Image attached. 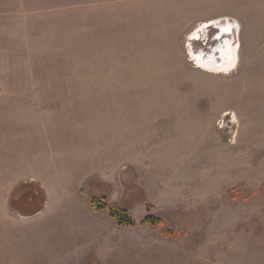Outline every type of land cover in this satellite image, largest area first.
<instances>
[{
    "label": "rangeland",
    "instance_id": "374dc122",
    "mask_svg": "<svg viewBox=\"0 0 264 264\" xmlns=\"http://www.w3.org/2000/svg\"><path fill=\"white\" fill-rule=\"evenodd\" d=\"M0 264H264V0H0Z\"/></svg>",
    "mask_w": 264,
    "mask_h": 264
},
{
    "label": "trees",
    "instance_id": "16d2710c",
    "mask_svg": "<svg viewBox=\"0 0 264 264\" xmlns=\"http://www.w3.org/2000/svg\"><path fill=\"white\" fill-rule=\"evenodd\" d=\"M91 207L94 211H100L107 207L105 200H100L98 198H94L91 201ZM110 213L112 218H114L119 226L129 227L134 226L136 223L135 221L129 216L127 210L119 206L118 204H112L110 206ZM163 219L159 217H155L153 215H149L145 217L141 222V226L146 225H163ZM170 232V231H169Z\"/></svg>",
    "mask_w": 264,
    "mask_h": 264
},
{
    "label": "bare ground",
    "instance_id": "6f19581e",
    "mask_svg": "<svg viewBox=\"0 0 264 264\" xmlns=\"http://www.w3.org/2000/svg\"><path fill=\"white\" fill-rule=\"evenodd\" d=\"M228 33H230V32H228L227 29H224V31L222 33V36L225 35V34H228ZM219 38H221V37H218L217 39H219ZM223 47H225V46H223ZM217 48L218 49H216V50L214 49L213 52H212L216 56L219 55V50H220V47H217ZM219 57H220V61L219 60L217 61L215 59L211 60L205 55V57H203V58L201 57V62L205 65V67L207 66L209 69H212V70H222L223 71L224 68H226V70H227V68H231V66L233 65L232 61H230L229 59L221 58L222 56H219Z\"/></svg>",
    "mask_w": 264,
    "mask_h": 264
},
{
    "label": "crops",
    "instance_id": "0c3cea01",
    "mask_svg": "<svg viewBox=\"0 0 264 264\" xmlns=\"http://www.w3.org/2000/svg\"><path fill=\"white\" fill-rule=\"evenodd\" d=\"M233 66V65H232ZM231 66V67H232ZM222 68V67H221ZM58 179V178H57ZM40 182H42V184H43V186L45 187V193L47 194V196L49 197V194H48V191H47V187H46V185H45V183L43 182V181H41L40 179H38ZM84 183V182H83ZM60 189H59V191H63L64 189V184L62 183V181H60ZM67 187V185H65V188ZM60 196H64V194L63 193H60ZM43 213V212H42Z\"/></svg>",
    "mask_w": 264,
    "mask_h": 264
},
{
    "label": "water",
    "instance_id": "95a60500",
    "mask_svg": "<svg viewBox=\"0 0 264 264\" xmlns=\"http://www.w3.org/2000/svg\"><path fill=\"white\" fill-rule=\"evenodd\" d=\"M204 55H206V54H202V55L198 56V61L201 62V57H202V58L205 57ZM221 58H223V57H221ZM231 61H232V60H231Z\"/></svg>",
    "mask_w": 264,
    "mask_h": 264
}]
</instances>
